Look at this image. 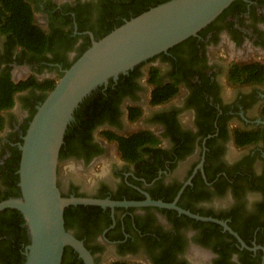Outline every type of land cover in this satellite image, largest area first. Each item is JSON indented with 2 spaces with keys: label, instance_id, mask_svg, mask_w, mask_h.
I'll list each match as a JSON object with an SVG mask.
<instances>
[{
  "label": "flooded vegetation",
  "instance_id": "flooded-vegetation-1",
  "mask_svg": "<svg viewBox=\"0 0 264 264\" xmlns=\"http://www.w3.org/2000/svg\"><path fill=\"white\" fill-rule=\"evenodd\" d=\"M18 1L54 44L42 56L0 33V78L8 74L14 85L61 77L83 49L126 20L122 10L144 4ZM253 65L262 74L249 80ZM100 92L106 99L82 154L59 159L58 188L63 197L143 205L90 206L97 211L88 222L68 230L94 264H264V0H234L196 36L110 79ZM43 94L24 88L0 109V203L22 198L20 146ZM250 132L257 138L239 145ZM109 133L138 136L130 159ZM149 200L175 203L194 217ZM9 221L0 253L13 248L25 260V218L15 208L0 210V229ZM64 264L84 262L72 249Z\"/></svg>",
  "mask_w": 264,
  "mask_h": 264
},
{
  "label": "water",
  "instance_id": "water-1",
  "mask_svg": "<svg viewBox=\"0 0 264 264\" xmlns=\"http://www.w3.org/2000/svg\"><path fill=\"white\" fill-rule=\"evenodd\" d=\"M233 1L169 0L161 3L93 41L64 71L37 107L20 146L22 198L0 203V210L15 208L25 218L30 244L26 247L24 264H61L65 247L72 248L84 264H94L83 242L65 228L64 210L69 206L143 205L61 195L57 185L59 152L79 104L110 79L116 80L139 63L196 36ZM145 204L184 212L175 203L149 200Z\"/></svg>",
  "mask_w": 264,
  "mask_h": 264
},
{
  "label": "trees",
  "instance_id": "trees-1",
  "mask_svg": "<svg viewBox=\"0 0 264 264\" xmlns=\"http://www.w3.org/2000/svg\"><path fill=\"white\" fill-rule=\"evenodd\" d=\"M169 0H144V4L137 5L131 8V10H122L121 16L125 17L126 20L134 18L141 13L155 7L161 3L167 2ZM6 8V17L0 20V33L10 34L17 45L24 47L30 51L38 53L39 55H44L51 49L54 44V39L46 36L43 31L33 26L32 23V13L28 5L22 3L21 1L16 2V0H10V2H5L3 5ZM130 12V13H129ZM110 13V12H109ZM125 20V21H126ZM124 23L123 20H119L114 26H110L99 39L110 33L115 28L119 27ZM11 38V39H12ZM90 47V46H89ZM88 47V48H89ZM83 49L79 56L73 61V63L82 55V53L87 50ZM66 66V70L73 64ZM246 70V67L242 68ZM249 70V80L256 75L259 78L262 73H260L259 66L253 65ZM157 73L156 71L154 72ZM62 76V75H61ZM60 78V77H59ZM155 81V80H154ZM56 82L53 80H47L42 83H38L34 78L30 79L28 82L21 83L19 85H14L10 80L8 74L0 78V109L10 108L12 106V96L16 91L22 90L27 87H34L41 90L44 94L41 96V103L44 101L47 94L52 91ZM101 87L92 91L89 96H87L78 106L74 112L73 121L67 126L64 134L63 144L59 152V159L65 158L68 155L80 156L82 154L83 148L89 141V134L91 128L95 126V115L99 114V109L103 106L106 97L100 92ZM162 99V98H161ZM160 100V99H159ZM158 100V101H159ZM258 134L254 132L246 133L242 138H240L239 145H245L246 143L252 142L257 138ZM138 136L131 139L115 138L109 133L108 139L117 140L123 156L125 159H130V150H135L137 146L140 145V141L137 140L134 144L135 139ZM97 211V208L90 206H77L76 209L73 206H69L64 210V224L66 230L74 228L77 224L78 226L85 225L88 222V218ZM14 222H18L17 219ZM13 221L4 223L0 231L3 228L13 227ZM77 226V227H78ZM81 229L80 227H78ZM72 249L70 247H65L63 252L62 263L66 261L71 255ZM18 252L16 249L10 248L7 251L0 253V258L3 260L4 264H24L25 260L20 261ZM20 261V262H19Z\"/></svg>",
  "mask_w": 264,
  "mask_h": 264
},
{
  "label": "rangeland",
  "instance_id": "rangeland-1",
  "mask_svg": "<svg viewBox=\"0 0 264 264\" xmlns=\"http://www.w3.org/2000/svg\"><path fill=\"white\" fill-rule=\"evenodd\" d=\"M58 79H59V78H57V77H56V78H54V79H53V81L57 82V81H58ZM59 166H60V167H59V168H60V170H61V171H63V170H64V166H63V164H60ZM99 168H101V166H99ZM99 168H97V167H94V168H93V169H91L90 171H91V172H93V173H97V172H99V171H98V170H99Z\"/></svg>",
  "mask_w": 264,
  "mask_h": 264
}]
</instances>
